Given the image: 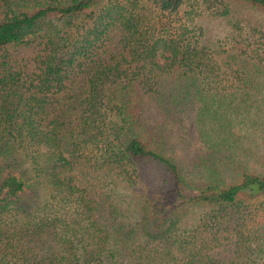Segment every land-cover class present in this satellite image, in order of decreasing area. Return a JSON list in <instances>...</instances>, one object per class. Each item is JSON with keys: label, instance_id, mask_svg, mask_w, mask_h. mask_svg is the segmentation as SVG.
I'll use <instances>...</instances> for the list:
<instances>
[{"label": "trees", "instance_id": "1", "mask_svg": "<svg viewBox=\"0 0 264 264\" xmlns=\"http://www.w3.org/2000/svg\"><path fill=\"white\" fill-rule=\"evenodd\" d=\"M195 1L0 0V264H264V0Z\"/></svg>", "mask_w": 264, "mask_h": 264}, {"label": "rangeland", "instance_id": "2", "mask_svg": "<svg viewBox=\"0 0 264 264\" xmlns=\"http://www.w3.org/2000/svg\"><path fill=\"white\" fill-rule=\"evenodd\" d=\"M190 2H196L195 0H190ZM195 4V3H194ZM193 4V5H194ZM238 4L235 3H229L228 5L225 4V6H228L230 8V11L228 12L230 16L232 15L231 19L229 21H226L221 17L218 19L220 22L219 25L215 28L217 33V38H223L229 42L231 39V36L236 35L245 36V34L254 33L256 29H264V12L262 11H254V10H248L246 8H243L242 6H237ZM185 9H188L187 3H184ZM224 5L220 3L218 0H210L204 2V12L206 14V18L209 17L218 18V14L221 13ZM235 17L237 18L234 24ZM215 21V20H213ZM226 36V37H225ZM225 37V38H224ZM249 42H252L250 39ZM150 110V108H149ZM149 111L147 110L146 113ZM185 125V126H184ZM177 129L179 130L180 134L184 137L186 136L188 148L191 151H200L203 148L202 143L196 138V134L194 132L193 126L191 123L188 122V119H183L182 123L177 124ZM220 255L224 258H227V252L220 250ZM260 259L261 263H264V251L261 252Z\"/></svg>", "mask_w": 264, "mask_h": 264}]
</instances>
